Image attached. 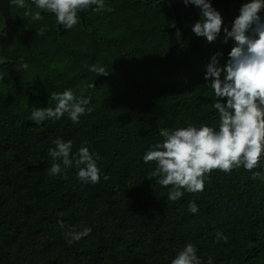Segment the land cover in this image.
Segmentation results:
<instances>
[{
	"label": "trees",
	"instance_id": "trees-1",
	"mask_svg": "<svg viewBox=\"0 0 264 264\" xmlns=\"http://www.w3.org/2000/svg\"><path fill=\"white\" fill-rule=\"evenodd\" d=\"M245 2L216 9L223 27L231 30ZM104 5L87 10L85 26L78 17L73 29L60 30L53 14L29 1L20 22L0 32V264H171L189 242L202 264L209 257L212 264H264V181L243 167L214 171L203 192L171 202L168 188L148 180L155 162L143 161L163 140L161 128L217 126L205 66L217 52L224 65L234 41L223 43V28L213 43L195 36L198 10H186L182 30L174 28L166 1ZM29 9L44 19L25 16ZM65 89L90 98L91 113L78 124L67 115L35 124L32 112L54 108L49 97ZM56 138L72 141L70 158L82 146L99 156V183H82L75 163L49 175ZM192 200L196 214L188 212ZM85 227L91 233L69 246L65 233ZM216 231L228 242H215Z\"/></svg>",
	"mask_w": 264,
	"mask_h": 264
},
{
	"label": "clouds",
	"instance_id": "clouds-1",
	"mask_svg": "<svg viewBox=\"0 0 264 264\" xmlns=\"http://www.w3.org/2000/svg\"><path fill=\"white\" fill-rule=\"evenodd\" d=\"M11 6L25 8V0H10ZM37 9L54 15L62 29L71 30L78 23V13L87 12L89 8L102 11L104 0H32ZM187 6L195 5L200 9L201 19L192 26L197 37H203L208 43L216 41L223 32L225 38L234 41L228 52V59L220 65L219 58L223 53L211 56L205 71L204 79L212 89L215 97L213 104L218 113L216 127L201 124L199 127L189 123L187 126L173 129L161 128L159 136L162 141L152 145L144 154L143 161L147 164L155 162L148 180L156 178L162 187L168 188L167 198L171 202L180 200L185 193L197 194L205 189L207 176L214 171L230 173L233 169L243 167L251 173L253 180L264 181L262 168L264 159V0H247L239 9V15L232 22L231 30L223 27L221 13L212 7L211 0H183ZM95 6V7H93ZM25 16L33 21L44 19L41 11L26 10ZM46 26L37 30V37L44 36ZM26 69L27 65H23ZM89 71L98 75H107L105 68L98 65L88 66ZM95 87V85H90ZM55 107L36 109L31 114L35 124L46 120L53 122L67 115V118L78 124L80 117L90 114L92 109L90 98L83 95L77 97L72 89L53 92L49 97ZM55 147L49 148L48 154L53 160L48 169L49 175L58 176L62 169L67 170L75 163L78 168V179L84 184L100 182V169L89 148L82 146L72 154V141L56 138L52 141ZM87 143V142H85ZM107 180L108 177L104 176ZM199 206L192 200L188 203V212L196 214ZM63 228V221H58ZM90 227L82 231L65 233L67 243L71 246L91 233ZM215 242H228V236L216 231ZM197 248L187 243L171 260V264H202L197 256ZM212 264V258H208Z\"/></svg>",
	"mask_w": 264,
	"mask_h": 264
},
{
	"label": "water",
	"instance_id": "water-1",
	"mask_svg": "<svg viewBox=\"0 0 264 264\" xmlns=\"http://www.w3.org/2000/svg\"><path fill=\"white\" fill-rule=\"evenodd\" d=\"M159 1V0H157ZM162 1H166L168 2L172 13L174 15L175 18V25L174 28L180 29L182 30L183 28V17H184V13L186 10H198L200 12V9L192 4L189 5H185L183 3V0H162ZM236 0H211L212 3V7L218 10H224V11H229L231 12L232 10V4L235 2ZM26 2V0H25ZM95 7V6H93ZM0 11H2V13L5 15V20L9 21L11 23H15L16 20L11 19L10 17V2L9 0H5L4 2H2L0 0ZM83 25H86V13L85 12H81L78 13ZM8 22V23H9ZM58 27L60 30H62V27L58 24Z\"/></svg>",
	"mask_w": 264,
	"mask_h": 264
},
{
	"label": "flooded vegetation",
	"instance_id": "flooded-vegetation-1",
	"mask_svg": "<svg viewBox=\"0 0 264 264\" xmlns=\"http://www.w3.org/2000/svg\"><path fill=\"white\" fill-rule=\"evenodd\" d=\"M1 1L4 2L5 0H1ZM29 1H32V0H26L25 3L29 2ZM9 2H10V0H9ZM20 9H22V8H20L18 6H15V5L11 6V3H10V14H11L10 17H11V19L16 20L15 23H11L9 21H6L5 20V15L2 13V11H0V18H1L0 32H2L5 27H10V26L18 24L20 22V20H21L20 17H19L20 15H18ZM78 17H79V15H78Z\"/></svg>",
	"mask_w": 264,
	"mask_h": 264
}]
</instances>
